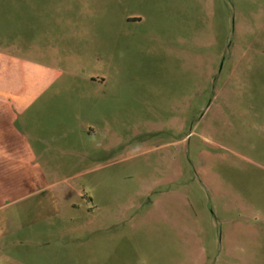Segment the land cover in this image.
<instances>
[{
	"label": "rangeland",
	"instance_id": "1",
	"mask_svg": "<svg viewBox=\"0 0 264 264\" xmlns=\"http://www.w3.org/2000/svg\"><path fill=\"white\" fill-rule=\"evenodd\" d=\"M7 52L0 107L29 105L17 121L50 140L72 75L104 85L92 138L43 145L39 167L0 130L6 244L58 226L90 238L79 264H264V0H0Z\"/></svg>",
	"mask_w": 264,
	"mask_h": 264
},
{
	"label": "crops",
	"instance_id": "2",
	"mask_svg": "<svg viewBox=\"0 0 264 264\" xmlns=\"http://www.w3.org/2000/svg\"><path fill=\"white\" fill-rule=\"evenodd\" d=\"M10 57L11 55L9 52L3 54L0 53V61L2 60L4 64H7ZM72 76L75 77L74 79L77 78L80 80L81 87L82 85L84 86L80 91V93H83V96H81L80 94L81 97H77L75 99L78 103H76V105H74L73 107L68 106L66 110H61L60 108L57 109L56 113H66L65 118L67 119V121L60 124V127L58 125V129L56 128L55 130H53L55 133L60 134L59 137L63 138L64 136V143L68 144L72 142L71 139L75 140L74 138L82 134L86 136L88 135L89 139L92 138V83L99 84L100 86L104 85V79L102 78H92V76L85 77L83 75ZM66 94L68 96L70 95L69 93ZM103 102H105L104 99ZM23 108H25V110H32V107H30L29 105L24 107L11 106L6 107V109L4 108V110H2V107H0V130H3L5 134H7L8 131L12 135L11 136L9 134V139L6 138L7 141H11V139H14L16 137V140L13 142L19 143L18 138H24L23 144L19 143L18 146L14 149V153L19 154L23 152L30 158V163L32 164V166L35 165L39 167V162H36L43 159L42 154H44L43 151L45 149L43 148V145H49L50 143L57 145L61 144V142L59 143V137L52 138L50 140L48 136H44L37 132V130L42 127H40V125H38L35 121L28 120L23 121L22 123L18 122V116L20 112L24 110ZM34 109H36L35 111L37 112V114H45V112L50 113L46 111L43 106L35 107ZM3 111L9 114L10 119L2 120L1 113ZM70 113H74L73 117ZM70 146L71 145L67 147L68 152H77L78 148H72ZM57 149L64 151V149L60 146H58ZM80 150L84 151L83 149ZM85 153L87 155L89 154L88 152ZM3 206L4 205H0V209ZM24 208H26V206L21 207V211L19 210L17 213H24L22 212L24 211ZM13 218H15L14 221L23 225H27L30 223L36 224L44 221H46V223L54 222L58 225H62L65 222V217L61 212H52L51 214H47V216L40 218L41 221L39 222H31L32 220H22L20 219L23 218L21 216H16ZM28 228H30V225L24 226L22 228L19 227L17 230L13 231L14 234H11H13L14 236L15 234L18 235L22 232L28 235L30 234V231H25ZM57 229H59L58 226L53 230H49L46 232L43 231L40 236L34 234L28 235V237L26 236L25 238L16 239L10 244L5 243V236L3 238H0V264H79L78 262L80 260L81 246L84 245V251H88L89 254L90 238H87L86 235L78 236L75 234L70 237L65 232L61 230L59 231ZM7 245L17 246L18 248L16 250H9L7 249ZM27 245H32L33 247L37 248V250L34 251L35 253L31 250L26 251L25 249L27 248H25L24 246ZM33 260H35V262H33Z\"/></svg>",
	"mask_w": 264,
	"mask_h": 264
}]
</instances>
